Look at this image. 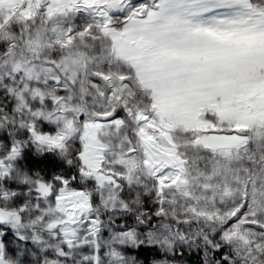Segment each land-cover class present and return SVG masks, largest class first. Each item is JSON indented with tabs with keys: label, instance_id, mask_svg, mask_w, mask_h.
<instances>
[{
	"label": "snow or ice",
	"instance_id": "snow-or-ice-1",
	"mask_svg": "<svg viewBox=\"0 0 264 264\" xmlns=\"http://www.w3.org/2000/svg\"><path fill=\"white\" fill-rule=\"evenodd\" d=\"M0 264H264V0H0Z\"/></svg>",
	"mask_w": 264,
	"mask_h": 264
}]
</instances>
